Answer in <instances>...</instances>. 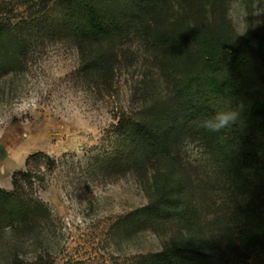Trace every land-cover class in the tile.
Returning <instances> with one entry per match:
<instances>
[{"label":"trees","instance_id":"1","mask_svg":"<svg viewBox=\"0 0 264 264\" xmlns=\"http://www.w3.org/2000/svg\"><path fill=\"white\" fill-rule=\"evenodd\" d=\"M61 1L56 24L73 38L83 72L108 82L138 41L164 83L135 119L115 115L122 144L112 160L147 196L122 224L163 239L142 264H264V22L236 33L228 0ZM23 30L26 21L0 20V74L20 63ZM220 111L236 113L235 122L206 129ZM185 141L202 150L201 168L182 156ZM13 184L0 190V224L36 220L43 205Z\"/></svg>","mask_w":264,"mask_h":264},{"label":"rangeland","instance_id":"2","mask_svg":"<svg viewBox=\"0 0 264 264\" xmlns=\"http://www.w3.org/2000/svg\"><path fill=\"white\" fill-rule=\"evenodd\" d=\"M62 13L61 0H0V20L31 25L20 63L0 74V190L12 192L17 178L43 205L32 222L0 224V264H142L163 239L122 224L147 196L112 160L122 144L115 115L135 119L164 83L138 41L108 82L83 72L73 38L56 24ZM225 13L242 34L264 22V0H228ZM181 154L202 167L196 144L185 141Z\"/></svg>","mask_w":264,"mask_h":264},{"label":"clouds","instance_id":"3","mask_svg":"<svg viewBox=\"0 0 264 264\" xmlns=\"http://www.w3.org/2000/svg\"><path fill=\"white\" fill-rule=\"evenodd\" d=\"M236 118V113L231 111L216 112L213 117L205 120L204 127L210 131L218 132L235 122Z\"/></svg>","mask_w":264,"mask_h":264}]
</instances>
